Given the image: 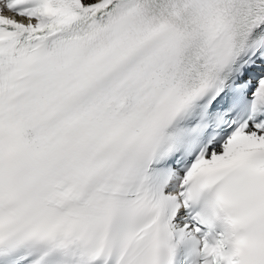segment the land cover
Segmentation results:
<instances>
[{
  "label": "snow or ice",
  "instance_id": "1",
  "mask_svg": "<svg viewBox=\"0 0 264 264\" xmlns=\"http://www.w3.org/2000/svg\"><path fill=\"white\" fill-rule=\"evenodd\" d=\"M0 264H264V0H0Z\"/></svg>",
  "mask_w": 264,
  "mask_h": 264
}]
</instances>
